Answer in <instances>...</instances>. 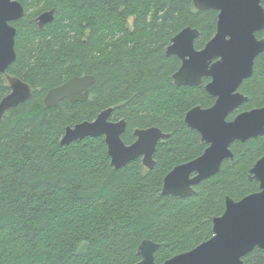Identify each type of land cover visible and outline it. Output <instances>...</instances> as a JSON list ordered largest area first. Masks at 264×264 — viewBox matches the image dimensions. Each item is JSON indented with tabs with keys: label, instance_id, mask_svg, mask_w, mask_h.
Segmentation results:
<instances>
[{
	"label": "trees",
	"instance_id": "obj_1",
	"mask_svg": "<svg viewBox=\"0 0 264 264\" xmlns=\"http://www.w3.org/2000/svg\"><path fill=\"white\" fill-rule=\"evenodd\" d=\"M19 1L24 14L11 22L17 56L0 73V101L11 90L7 74L27 82L32 94L0 119V264H136L145 238L159 243L161 264L213 235L228 196L240 200L259 190L250 169L264 154V134L233 142L234 159L195 185L193 195L162 194L166 174L207 147L186 112L215 102L208 78L200 86L174 83L181 60L166 48L187 26L199 29L195 47L203 48L216 33L217 10H197L194 0ZM50 9L53 20L39 27L37 16ZM85 74L96 78L88 100L44 104L49 89ZM239 90L248 100L229 119L264 106V51ZM108 107L111 120L127 121V144L136 128L170 134L159 140L152 169L142 157L116 169L104 135L61 142L67 126ZM243 259L264 264V251L255 247Z\"/></svg>",
	"mask_w": 264,
	"mask_h": 264
},
{
	"label": "water",
	"instance_id": "obj_2",
	"mask_svg": "<svg viewBox=\"0 0 264 264\" xmlns=\"http://www.w3.org/2000/svg\"><path fill=\"white\" fill-rule=\"evenodd\" d=\"M194 6L200 11H218L216 33L203 48L197 49L195 39L200 31L187 26L171 39L166 53L181 60L173 74L174 83L200 86L204 78H209L205 89L215 97V102L210 107L196 105L185 114V122L200 133L207 147L201 155L176 165L164 177L162 194L178 197L193 195L195 185L216 174L224 160L234 159L233 142L264 134V106L241 111L228 120V116L248 100L239 88L253 74L255 59L264 51V37L257 36L264 28L262 0H194ZM53 11H44L37 16L39 27L53 20ZM23 14L24 7L19 0H0V73H6L16 59L17 30L11 22ZM7 79L11 90L0 101V119L32 94L31 86L19 77L8 74ZM95 81L91 74L73 76L49 89L44 104L57 106L63 99L84 102ZM112 111L113 108L108 107L93 120L67 126L61 142L69 144L87 136L104 135L111 164L116 169L138 157H142L144 166L152 169L159 140L170 134L157 126L136 128V139L127 144L122 138L127 121L124 118L111 120ZM250 175L259 181V190L240 200L228 196L223 214L213 218V235L161 264H244V256L255 247L264 251V155L252 166ZM158 247L159 243L145 238L138 246L141 259L136 264H159L155 260Z\"/></svg>",
	"mask_w": 264,
	"mask_h": 264
},
{
	"label": "flooded vegetation",
	"instance_id": "obj_3",
	"mask_svg": "<svg viewBox=\"0 0 264 264\" xmlns=\"http://www.w3.org/2000/svg\"><path fill=\"white\" fill-rule=\"evenodd\" d=\"M50 10H51V9H50ZM47 11H48V10H47ZM36 19H37V18H36ZM12 22H13V21H12ZM11 24H12V23H11ZM259 38H261V37H259ZM7 75H8V74H7ZM208 79H209V78H208ZM208 81H209V80H208ZM208 81H207V82H208ZM207 82H206V83H207ZM206 83H205V84H206ZM212 105H213V104H212ZM209 107H210V106H209ZM243 111H244V110H243ZM240 112H241V111H240ZM237 114H238V113H237ZM237 114H236V115H237ZM236 115H235V116H236ZM235 116H234V117H235ZM228 117H229V116H228ZM234 117H233V118H234ZM233 118H232V119H233ZM228 120H231V119L228 118ZM263 155H264V154H263Z\"/></svg>",
	"mask_w": 264,
	"mask_h": 264
}]
</instances>
